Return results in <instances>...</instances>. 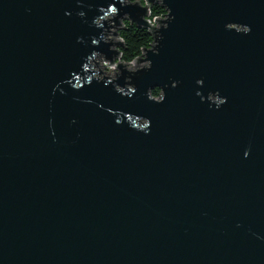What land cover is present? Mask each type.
<instances>
[{
  "label": "water",
  "instance_id": "water-1",
  "mask_svg": "<svg viewBox=\"0 0 264 264\" xmlns=\"http://www.w3.org/2000/svg\"><path fill=\"white\" fill-rule=\"evenodd\" d=\"M113 2L0 0V264H264V0H166L175 20L132 99L64 83ZM201 76L221 110L195 95ZM169 77L181 86L149 101Z\"/></svg>",
  "mask_w": 264,
  "mask_h": 264
},
{
  "label": "clouds",
  "instance_id": "clouds-1",
  "mask_svg": "<svg viewBox=\"0 0 264 264\" xmlns=\"http://www.w3.org/2000/svg\"><path fill=\"white\" fill-rule=\"evenodd\" d=\"M78 6H83V0H76ZM119 4V7L116 5ZM91 7V6H89ZM129 11H122L123 9ZM137 9L135 13L131 10ZM30 11V9H28ZM99 14L91 19V26L99 30L98 35L91 37L92 50L81 64L83 75L73 72L71 77L64 81L74 90H80L93 81L111 85L112 89L122 97L132 99L137 92L135 83L136 77L146 74L152 69L153 61L149 53L159 55L161 41L163 40L162 30H167L169 24L175 20L172 9L166 0H114L107 7L98 6ZM65 11V15H71ZM77 16L84 18L86 13L78 11ZM227 31H234L237 34L249 35L252 28L249 24L229 21L224 24ZM78 43H83V38H77ZM103 43L107 50L99 49ZM109 53L111 55H109ZM123 78V84L118 81ZM178 79L168 78L163 87L157 85L146 89L144 95L151 102L161 104L166 100L165 89L178 88L181 86ZM196 87L195 95L201 103H207L208 107L216 111L221 110L228 102V97L221 94L219 89L208 90L203 93L205 84L204 77H198L194 81ZM60 87L58 83L53 88V93ZM63 93V89H61ZM79 100V97H74ZM85 103H93L92 100H85ZM97 107H103L98 104ZM115 116V123H128L130 128L148 135L151 130V120L147 117L121 112L120 110L106 109ZM75 123V120L72 121ZM52 121L49 120L51 128ZM250 148L245 149L243 156L250 155ZM239 227V225H237ZM264 239V237H259Z\"/></svg>",
  "mask_w": 264,
  "mask_h": 264
}]
</instances>
